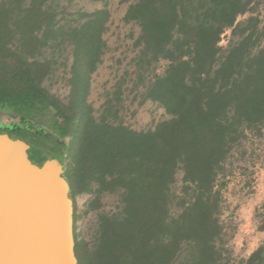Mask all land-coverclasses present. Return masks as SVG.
Returning <instances> with one entry per match:
<instances>
[{
  "label": "trees",
  "instance_id": "1",
  "mask_svg": "<svg viewBox=\"0 0 264 264\" xmlns=\"http://www.w3.org/2000/svg\"><path fill=\"white\" fill-rule=\"evenodd\" d=\"M62 1L74 0L0 3V114L20 118L0 129L33 147L61 144L69 161L62 179L72 194L93 196L89 210L104 194L119 195L117 212L99 215L93 246L82 247L80 256L75 247L78 264H227L231 237L221 220V189L230 159L264 127V0L129 3L122 22L137 28L136 37L129 34L137 80L151 63H168L144 88V100L168 116L148 131L92 114L85 99L110 12H77L60 24ZM228 29L233 41L222 49ZM65 44L72 46L77 93L68 105L42 86ZM178 173L180 194L173 190ZM260 224L264 231V214ZM263 251L239 264H263Z\"/></svg>",
  "mask_w": 264,
  "mask_h": 264
},
{
  "label": "rangeland",
  "instance_id": "2",
  "mask_svg": "<svg viewBox=\"0 0 264 264\" xmlns=\"http://www.w3.org/2000/svg\"><path fill=\"white\" fill-rule=\"evenodd\" d=\"M132 1L109 0L104 4L97 0H74L69 5L62 1L61 6L65 9L59 10L62 14L58 19H63L60 24H66V20L75 18L72 15L77 12L93 13L104 7L109 9L107 30L102 37L105 48L100 57L101 63L90 75L86 104L92 108L96 120L104 117L110 123H120L134 131H148L168 119V116L158 104L144 100V88L150 78L164 73L168 63L164 60L151 63L142 71V81L137 80L132 61L136 55L133 42L137 28L122 22L125 10ZM249 16H239L237 23ZM130 33L134 34L133 38L129 37ZM231 41V30L228 29L221 35L218 46L226 49ZM44 54H49V51H44ZM55 60L53 72L42 82V86L62 104L68 105L77 94L71 83L72 46L63 45L61 53L55 55ZM15 120V116L0 114V122L10 123ZM0 134H4L1 129ZM39 138L48 141L41 133ZM63 142L68 144L69 139ZM49 143L53 147L59 146L60 154L64 152L61 144ZM242 145L240 152L230 159L234 163L232 171L221 189L224 202L221 220L228 227V235L231 237L228 244L230 260L227 264L245 262L259 247L264 249V231L259 229L264 214V127L259 135H248ZM68 163V159H65V168ZM182 187V175L178 173L173 190L180 194ZM92 200L93 196L87 193L72 194L73 232L78 256L81 255L82 247L89 249L95 243L99 215L110 216L119 207L118 194H104L97 209L89 210ZM261 262L264 264V251Z\"/></svg>",
  "mask_w": 264,
  "mask_h": 264
},
{
  "label": "water",
  "instance_id": "3",
  "mask_svg": "<svg viewBox=\"0 0 264 264\" xmlns=\"http://www.w3.org/2000/svg\"><path fill=\"white\" fill-rule=\"evenodd\" d=\"M58 149L0 134V264H78Z\"/></svg>",
  "mask_w": 264,
  "mask_h": 264
},
{
  "label": "flooded vegetation",
  "instance_id": "4",
  "mask_svg": "<svg viewBox=\"0 0 264 264\" xmlns=\"http://www.w3.org/2000/svg\"><path fill=\"white\" fill-rule=\"evenodd\" d=\"M17 120L15 121H12L8 124H5V126H11V125H16V124H20V118L19 117H16Z\"/></svg>",
  "mask_w": 264,
  "mask_h": 264
}]
</instances>
